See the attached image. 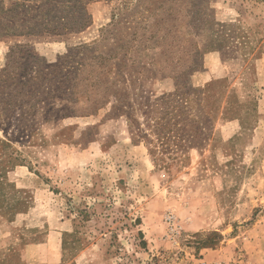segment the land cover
<instances>
[{
	"label": "rangeland",
	"instance_id": "rangeland-1",
	"mask_svg": "<svg viewBox=\"0 0 264 264\" xmlns=\"http://www.w3.org/2000/svg\"><path fill=\"white\" fill-rule=\"evenodd\" d=\"M81 1L86 30L18 36L39 21L33 16L51 18L33 15V1L23 21L8 11L18 0H0V76L18 45L48 63L86 47L74 108L106 103L97 82L122 60L128 77L141 63L144 90L158 96L174 91L175 76L212 84L215 118L205 143L161 169L112 103L60 118L71 103L40 101L48 85L22 99L7 135L0 128V264H264V0ZM66 6L55 2L54 14H69ZM103 58L106 68L96 66Z\"/></svg>",
	"mask_w": 264,
	"mask_h": 264
},
{
	"label": "trees",
	"instance_id": "trees-1",
	"mask_svg": "<svg viewBox=\"0 0 264 264\" xmlns=\"http://www.w3.org/2000/svg\"><path fill=\"white\" fill-rule=\"evenodd\" d=\"M33 1L40 4L32 13L33 15L35 13L44 14L52 21L56 19L57 22L49 28L50 20L33 16V20L39 19L34 27L14 32L15 35L36 34V29H42V27L52 35L73 34L82 32L91 25V17L86 11V6L81 4V0H64V4L69 5L66 6L69 14L60 17H57L52 9L53 4L60 0H18V3L8 11L16 13L15 15L19 14L20 19L23 18L25 21L28 12L31 11V8L27 7V3ZM69 10H76L80 16L83 15L81 22L78 24L73 22ZM70 15L71 17L68 18ZM44 21L46 22L43 23ZM3 26L9 30L15 29H13L15 26L12 27L10 22H6ZM84 48L86 47L69 50L68 54L58 56L54 63H48L46 59L27 49V46L18 45L9 52L5 73L0 76V87L5 90L0 92V128L5 130V134V125H9L15 109L24 106L21 100L31 99L36 93L37 95L42 94V88L48 85V98L40 101L62 99L71 103L72 108H61L63 113L60 118L91 115L104 105L112 103V112L128 119L132 143L134 145L144 143L154 158L155 164L160 165L161 169L170 168L171 165L182 160L189 149L200 147L206 142L209 130L207 123L210 118H215L212 113L216 110L217 102H219L211 93L213 91L212 84L199 89L193 87L189 80L184 82L180 80V77L175 76L171 77L175 81L174 91L158 96L152 91L144 90V84L149 78L145 76V68L142 64L136 61H133L132 65L138 64L141 70L133 72L134 74H131L130 77L121 71L127 67L126 62L122 60L115 64L119 67L120 72L114 71L115 66L105 70L110 71L107 72L108 75L104 80H98L97 85L103 87L106 103L98 108H74L84 95V92L80 90L83 86L79 82L84 67L79 58L82 54L81 50ZM19 59L23 61V64L16 62ZM103 61L96 66H105L106 68L107 58H103ZM21 69L23 70L19 72L18 70ZM108 76H110L109 79ZM92 79L94 78L86 82V88L89 87L91 90L96 83ZM109 84L110 87L103 86ZM21 96L25 98H21ZM111 99L114 100L111 102ZM31 107H35V105H31ZM51 110L55 111L56 109L54 110L53 107ZM193 111L196 113L194 114ZM8 140L10 141L11 138ZM2 144L8 145L6 142H2ZM17 161H19L17 157H10L9 167L17 166ZM0 184H5L3 172H0Z\"/></svg>",
	"mask_w": 264,
	"mask_h": 264
}]
</instances>
